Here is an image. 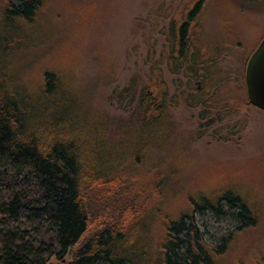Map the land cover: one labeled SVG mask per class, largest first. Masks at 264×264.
<instances>
[{
  "label": "trees",
  "instance_id": "16d2710c",
  "mask_svg": "<svg viewBox=\"0 0 264 264\" xmlns=\"http://www.w3.org/2000/svg\"><path fill=\"white\" fill-rule=\"evenodd\" d=\"M16 1L17 7L5 3L0 17V264H44L48 257L65 256L70 260L64 264H219L225 255L204 243L193 213L219 214L226 208L238 225L232 236L254 227L255 211L226 187L186 195L187 210L169 217L162 208L171 199L165 188L177 172L151 179L163 168L159 153L168 140V109L175 104L161 66L190 82L197 72H203L205 83L214 75L204 66L191 18L198 5L160 31L165 47L156 59L153 43L147 44L148 72L108 96L109 104L127 114L110 130L101 118L88 117L78 96L55 73L42 71L39 85L29 89L7 74L12 53L28 40L20 26L33 30L44 9V0ZM210 90L214 97L208 101L222 103L211 85ZM237 90L246 97L243 83ZM198 94L189 99L195 105H187L210 107L201 114L200 137L213 120L232 112L221 116L219 104L206 105ZM245 105L244 98L235 107ZM154 218L161 222L156 244L148 236ZM252 264H264V257Z\"/></svg>",
  "mask_w": 264,
  "mask_h": 264
},
{
  "label": "rangeland",
  "instance_id": "374dc122",
  "mask_svg": "<svg viewBox=\"0 0 264 264\" xmlns=\"http://www.w3.org/2000/svg\"><path fill=\"white\" fill-rule=\"evenodd\" d=\"M5 3L18 6L16 0H0V17ZM195 5L191 18L198 28L202 59L214 75L205 83L203 72H197L190 82L161 66L175 104L168 109V140L159 153L163 168L152 172L151 179L156 173L177 172L165 188L171 199H165L162 208L169 217L187 210L186 195L234 188L255 211L254 227L231 236L238 225L234 213L224 207L219 214L193 213V219L204 243L225 255L219 264H252L264 257V111L235 104L246 99L237 89L243 83L246 60L264 35V0H44L33 30L20 26L29 41L19 42L20 48L12 50L7 74L29 89L39 85L42 71L55 73L78 96L88 117L101 118L112 130L127 114L109 104L108 96L125 87L130 78L148 72L147 44L153 43L156 59L165 47L160 31L170 20L187 18ZM210 85L222 103L208 101L214 97L212 90L207 92ZM197 93L204 104H219L216 113L221 116L232 112L220 122L211 116L213 127L200 137V125L205 123L200 117L210 107L191 106L195 100L189 99ZM94 218L90 215V220ZM154 219L148 236L156 244L161 222ZM69 260L48 257L44 264Z\"/></svg>",
  "mask_w": 264,
  "mask_h": 264
},
{
  "label": "water",
  "instance_id": "95a60500",
  "mask_svg": "<svg viewBox=\"0 0 264 264\" xmlns=\"http://www.w3.org/2000/svg\"><path fill=\"white\" fill-rule=\"evenodd\" d=\"M243 83L246 103L264 111V35L246 60Z\"/></svg>",
  "mask_w": 264,
  "mask_h": 264
}]
</instances>
